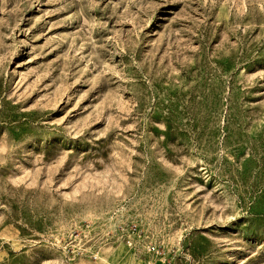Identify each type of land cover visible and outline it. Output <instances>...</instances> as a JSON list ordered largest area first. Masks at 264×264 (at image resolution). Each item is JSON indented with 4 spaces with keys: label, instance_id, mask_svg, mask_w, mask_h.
<instances>
[{
    "label": "rangeland",
    "instance_id": "obj_1",
    "mask_svg": "<svg viewBox=\"0 0 264 264\" xmlns=\"http://www.w3.org/2000/svg\"><path fill=\"white\" fill-rule=\"evenodd\" d=\"M0 264H264V0H0Z\"/></svg>",
    "mask_w": 264,
    "mask_h": 264
},
{
    "label": "built area",
    "instance_id": "obj_2",
    "mask_svg": "<svg viewBox=\"0 0 264 264\" xmlns=\"http://www.w3.org/2000/svg\"><path fill=\"white\" fill-rule=\"evenodd\" d=\"M132 227H133L134 230H136L137 229V224L136 223H133L132 224ZM128 242H130V241L128 240Z\"/></svg>",
    "mask_w": 264,
    "mask_h": 264
}]
</instances>
